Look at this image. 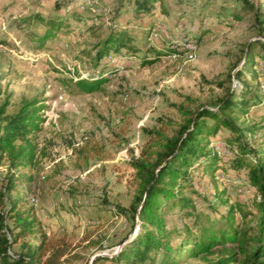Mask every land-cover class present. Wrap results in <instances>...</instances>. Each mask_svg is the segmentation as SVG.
Segmentation results:
<instances>
[{
  "label": "rangeland",
  "instance_id": "1",
  "mask_svg": "<svg viewBox=\"0 0 264 264\" xmlns=\"http://www.w3.org/2000/svg\"><path fill=\"white\" fill-rule=\"evenodd\" d=\"M248 2L264 13V0ZM45 22L61 26L39 47ZM257 31L253 11L240 0H158L148 13L138 12L135 0H0V130L24 102L40 106L37 130L28 137L35 147L30 163L12 169L0 158V192L7 178L13 185L0 210L8 208L6 197L15 200L16 210L34 220L35 231L64 237L81 254L72 264L118 252L139 225L132 211L138 181L130 161L174 136L196 109L216 107L227 91L237 94L244 84L248 103L230 116L231 123L238 129L256 126L240 142L264 149V52L246 46L264 42ZM113 32L124 35L125 45L97 60ZM188 42L196 45L192 61L180 50ZM167 49L173 53L141 64ZM236 72H242V84ZM96 78L106 80L96 92L73 86L78 79ZM228 136L219 129L200 141L217 156L213 175L203 171L207 162L199 157L186 169L187 179L176 180L180 196L211 217L233 204L253 212L257 197L244 169L228 167L236 151ZM178 210L161 216L166 229L181 228ZM255 216L242 223L235 213L234 220L252 227ZM5 224L11 228L12 220ZM37 239L38 234L18 239L9 256ZM79 241L89 247L77 248ZM176 243L172 238L169 246ZM220 255L219 246L194 257L182 252L176 264H211ZM149 256L159 258L153 251Z\"/></svg>",
  "mask_w": 264,
  "mask_h": 264
},
{
  "label": "trees",
  "instance_id": "2",
  "mask_svg": "<svg viewBox=\"0 0 264 264\" xmlns=\"http://www.w3.org/2000/svg\"><path fill=\"white\" fill-rule=\"evenodd\" d=\"M158 0H135L138 12L148 13L152 4ZM253 11L257 22V33H264V13H259L258 7L250 5L248 0H240ZM261 15V21L257 15ZM237 19V16H233ZM47 29L37 38L40 47L53 37V32L59 29L61 23L45 22ZM123 34L112 33L102 42L96 59L99 60L109 51H117L125 45ZM248 49L260 48L264 52V42L246 45ZM173 50L167 49L161 54L155 53L152 60H142L141 64H151L162 55H171ZM242 72H236L234 78L238 81ZM104 78L78 79L73 82L74 88L81 93L90 94L100 89L105 83ZM242 84V82L238 81ZM246 88L242 84L236 94L227 91L226 95L217 100L214 108H199L179 127L171 138H162L163 142L156 144L155 150L144 149L137 158L130 161V167L135 172L138 181V196L132 211L138 219V231L128 243L109 258L95 257L91 264L97 261H107L109 264H176V259L182 252L190 256L208 253L219 246L221 255L211 264H264V149H249L241 144L245 131L252 132L256 126L236 128L231 123L230 116L247 106ZM34 101L24 102L18 112L5 118L0 130V158L5 157L8 167L17 169L26 167L34 156L35 147L30 145L29 136L37 130L40 119ZM2 111V109H0ZM264 120V116L260 118ZM219 129L229 132L227 142L236 147L235 155L228 160V167L238 171L244 169L249 186L254 189L256 199L252 202L253 212L242 211L239 204L226 208L224 214L211 217L209 214L194 210L190 201L180 196V187L176 180L187 179L186 169L193 159L202 157L205 162L203 171L210 176L216 168L217 156L200 145L203 137L215 135ZM19 144L15 145L14 142ZM250 157L251 162L245 157ZM179 169H184L182 172ZM12 179H6L3 192H0V207L6 192L12 190ZM221 193L216 194L219 198ZM220 199V198H219ZM8 208L0 210V264H72L82 259L81 254L64 237L48 238L44 233L34 229V220L28 215L16 210V201L5 198ZM178 208V218L181 228L166 229L161 219L163 213L170 208ZM209 207V206H208ZM240 215V222L249 216L256 215L252 227H243L235 223L234 214ZM12 220V227L7 228L5 220ZM14 231V232H13ZM38 234L35 244H22L17 254L9 256L12 244L26 235ZM175 238L177 243L169 246V241ZM82 241H85L84 239ZM79 241L77 248L84 250L88 242L82 246ZM91 244V243H90ZM158 253L157 262L149 256V252Z\"/></svg>",
  "mask_w": 264,
  "mask_h": 264
},
{
  "label": "built area",
  "instance_id": "3",
  "mask_svg": "<svg viewBox=\"0 0 264 264\" xmlns=\"http://www.w3.org/2000/svg\"><path fill=\"white\" fill-rule=\"evenodd\" d=\"M176 49L179 50L177 46ZM180 50L183 52V55L187 61H192L195 57L196 45L194 44V42H188L187 44H185L184 48H181Z\"/></svg>",
  "mask_w": 264,
  "mask_h": 264
}]
</instances>
